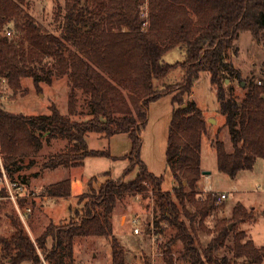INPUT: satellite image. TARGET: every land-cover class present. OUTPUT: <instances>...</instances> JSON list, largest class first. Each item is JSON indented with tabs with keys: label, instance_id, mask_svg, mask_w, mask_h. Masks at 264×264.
<instances>
[{
	"label": "trees",
	"instance_id": "1",
	"mask_svg": "<svg viewBox=\"0 0 264 264\" xmlns=\"http://www.w3.org/2000/svg\"><path fill=\"white\" fill-rule=\"evenodd\" d=\"M145 2L67 0L56 11V32H52L27 9V0H0V82H7L16 92L23 78H32L37 87L43 82L52 84L54 77L69 80L66 115L55 104L44 115L15 114L0 105V154L6 175L29 187L20 172L35 165L34 158L54 140L66 141V146L46 158L43 167L49 170L81 167L89 157H112L108 151L88 148L89 133L106 138L128 134L131 140L123 177L114 180L105 173L106 180L98 189L93 178L88 186L91 191L81 194L84 205L67 223H50L32 240L19 216L10 217L13 230L9 237L0 236V253L14 250L12 264H43L42 258L51 264H74L76 241L100 237L110 245L112 264H129L112 219L120 201L147 196V192L152 194L158 233L166 225L176 230L165 245L160 244L164 252L181 242L178 259L184 264L263 263L264 247L237 228L254 219L241 202L229 221L219 219L213 230L205 226L203 220L219 208V194L210 192L202 199V141L209 135V126L204 111L190 96L201 74L207 72L218 111L225 118L222 128L228 130L231 143L227 150L221 130L212 139L221 173L235 179L264 159V80H245L229 55L241 32H250L264 48V0ZM7 28L13 30L12 37L6 36ZM177 47L185 59L167 63L165 54ZM237 82H246L241 98ZM165 95H172L173 104L166 150L173 176L171 191L163 190L164 177L150 171L142 159V130L148 123L149 105ZM83 106L87 111H81ZM135 171L134 179H125ZM71 193L67 178L47 185L41 196L67 199ZM5 195L3 185L0 196ZM27 200L20 205L25 207ZM197 218L200 230L212 236L203 249L194 235ZM231 236L232 255L220 257L217 252Z\"/></svg>",
	"mask_w": 264,
	"mask_h": 264
},
{
	"label": "rangeland",
	"instance_id": "2",
	"mask_svg": "<svg viewBox=\"0 0 264 264\" xmlns=\"http://www.w3.org/2000/svg\"><path fill=\"white\" fill-rule=\"evenodd\" d=\"M86 0H82L85 3ZM147 3V0H145ZM28 10L36 17V20L42 26L52 32L55 30L54 18L59 7H65L67 0H27ZM146 7V6H145ZM147 11V8H146ZM145 11V12H146ZM230 60L242 72L245 80L260 81L264 80V48L262 43L256 41L250 32H241L235 41L234 48L230 51ZM185 59L184 51L177 47L167 52L164 60L167 63L182 62ZM244 80V81H245ZM246 82L239 85L236 83V93L241 98L246 93ZM80 104L84 105V96L80 94ZM69 99V80L67 77H54L52 84L40 83L37 87L32 78H23L21 87L14 92L7 82H0V105L11 113L25 115H44L50 113V106L55 104L59 111L68 114ZM199 107L204 111V117L209 126V135L202 141V169L203 172H210L208 176L213 179L215 193L227 192L228 197L224 202L218 204L219 208L204 221L205 226L214 229L219 219L229 221L233 217L234 207L238 202L244 204L253 212L254 219L248 223L237 226L238 229L245 230L248 236L255 241L259 247H264V159L259 158L252 170L242 172L236 179H232L218 170L217 153L212 145V139L218 130L220 139L224 141L227 150L231 149L228 130L222 128L225 123L224 116L218 111L216 91L210 83V76L207 72L201 74L196 82L193 92L190 96ZM87 111L85 106L81 111ZM173 114L172 95H165L160 99L153 101L149 105V118L146 127L142 130V159L149 170L156 175L164 177L162 188L164 191H171L173 188L172 172L167 166L166 150L168 145L169 127ZM83 117L76 118L77 120ZM85 116L83 119H88ZM210 121H215L211 123ZM221 128V129H220ZM87 145L90 150L108 151L113 157H89L84 161V165L76 170L75 174L83 180L96 178L98 184L105 182L104 173H109L110 178L118 180L123 177L125 169L129 165L126 156L131 151V140L128 134H117L110 138L103 137L97 133H89ZM66 141L54 140L45 144L43 150L34 161L36 164L32 167L24 168L19 175L26 180L31 181L28 187V195L35 196V200H27V205H33V212L27 217V225L24 226L26 232L32 240H36L50 223H67L71 217L75 216L85 202H82V195L76 196L74 201L63 199L60 206L54 211H50L48 201L40 199L44 189L50 183H55L67 179L69 172L65 168L49 170L43 167L46 158L53 153L63 150ZM73 174V172H72ZM136 171L128 174L126 180L134 178ZM207 175H204V178ZM71 179V178H70ZM237 181V182H236ZM3 187L0 182V188ZM98 185L95 189H98ZM203 192L202 199L209 193L205 191L203 181L200 185ZM76 192H79V186H75ZM86 188V193L90 192ZM33 193V194H32ZM30 197V196H29ZM47 197V196H46ZM49 198V197H48ZM151 192L147 196L138 195L136 197H126L120 201L115 209L119 217L126 214V223L122 224L118 219L113 218L114 233L119 237L126 249V259L129 264H184L179 261V251L182 249V243L178 242L171 248V252H164L159 246L165 245L175 233L171 226H162L159 234L157 230H152L149 223L153 221L152 209L154 203ZM0 201V236L9 237L13 228L10 217H18V214L11 203ZM44 202V203H43ZM72 205L71 212L69 206ZM193 212L194 209L190 208ZM136 215H141L139 224H133ZM114 217V216H113ZM18 220V219H17ZM200 218L196 219L194 232L198 245L201 249L207 247L211 240V235L200 230ZM139 227L140 234L134 233V228ZM248 230V231H247ZM251 235H250V234ZM153 234L155 241L153 242ZM253 236V237H252ZM233 246L232 236L226 243V246L217 252L220 257L231 256ZM15 254L0 253V264H12L10 258ZM74 264H112L110 245L105 238H79L76 241L73 251ZM172 258L173 261H169ZM21 264H28L23 262ZM264 264V261L263 263Z\"/></svg>",
	"mask_w": 264,
	"mask_h": 264
},
{
	"label": "built area",
	"instance_id": "3",
	"mask_svg": "<svg viewBox=\"0 0 264 264\" xmlns=\"http://www.w3.org/2000/svg\"><path fill=\"white\" fill-rule=\"evenodd\" d=\"M147 11L145 12V15H147V13H148ZM147 24H148V22L146 21L144 23V25L146 26ZM5 33H6L7 37H12L14 35V32L11 28H7ZM0 165H1V169H2V177L0 178V182H2V184L4 185V187L6 189V195L0 196V201L1 200L10 201L13 204L19 218L21 219V221L25 225H27L26 220H27L28 215H30L33 212V206L32 205H26L25 207H22L20 205V201L28 198V193H27L28 192V186H27V184H24L22 182L13 181L6 175L4 168H3V164H2L1 154H0ZM205 191H207L209 193L213 192L211 190V188L207 185L205 186ZM227 197H228V193H225V192L220 193L218 195V198H217V203L220 204V203L224 202V200L227 199ZM152 217H153V214H152ZM141 218H142L141 215H136L133 219V224H135V225L139 224L141 221ZM149 225L153 231L156 230V228L154 227L153 221L150 222ZM167 226L168 225H166V227ZM134 233L140 234L139 227L136 226L134 228ZM154 237L155 236L153 234V239H152L153 242L155 241ZM42 260H43V264H51L44 258H42Z\"/></svg>",
	"mask_w": 264,
	"mask_h": 264
},
{
	"label": "crops",
	"instance_id": "4",
	"mask_svg": "<svg viewBox=\"0 0 264 264\" xmlns=\"http://www.w3.org/2000/svg\"><path fill=\"white\" fill-rule=\"evenodd\" d=\"M217 153V152H216ZM202 156V155H201ZM113 157V156H112ZM123 158H125V156H123ZM85 161V160H84ZM84 165V164H83ZM82 165V166H83ZM81 166V167H82ZM81 167H74V168H71V169H67L66 171L67 172H69V176L67 177V178H71V191H72V193H71V196L69 197V198H67V199H69L70 201H74V199L76 198V196H78V195H80V194H82L83 192H85L86 191V188L88 187V186H90V181L93 179V178H95V177H93L90 181L88 180H83V178H79L76 174H75V172H76V170H79ZM201 168H202V160H201ZM203 170V169H202ZM72 172H73V174H72ZM244 172V171H243ZM207 174V176L205 177V178H203V186H204V188H205V186L207 185V186H209L210 188H211V190L212 191H214V187H213V179H212V177H210V176H208L209 174H210V172H206ZM105 174V173H104ZM240 174H242V172L241 173H239V175L235 178L236 180H239V179H237L239 176H240ZM136 175H137V172H136ZM136 175L134 176V178L136 177ZM134 178H131V179H134ZM130 179V180H131ZM237 182V181H236ZM56 183V182H55ZM50 184H52V183H50ZM28 185L30 186L31 185V181L30 180H28ZM79 186V192H76V190H75V186ZM99 186L100 184H98L97 182H96V185H94V187L95 186ZM221 193H224V192H221ZM225 193H227V192H225ZM33 194V193H32ZM229 194V193H228ZM30 196V197H29ZM39 198L40 199H43V200H47L48 201V205H49V210L51 211H54L56 208H58L59 206H60V203L62 202L61 200H62V198H48V197H46V196H39ZM27 199H29V200H35L36 199V197L33 195V196H31V195H28V198ZM44 203V202H43ZM32 205V204H31ZM33 206V205H32ZM71 208H73L72 207V205H70L69 206V210H70V212H71ZM114 217V220H115V218L116 219H118V221H120L122 224H125L126 223V214H124V215H122L121 216V218H120V220H119V217L117 216V214L114 212V215H113ZM113 220V219H112ZM113 227H114V224H113ZM248 231V230H247ZM250 234V233H249ZM251 235V234H250ZM253 237V236H252ZM119 238V237H118ZM122 243V242H121ZM125 246V245H124ZM126 249H127V247H125ZM128 262V261H127Z\"/></svg>",
	"mask_w": 264,
	"mask_h": 264
},
{
	"label": "water",
	"instance_id": "5",
	"mask_svg": "<svg viewBox=\"0 0 264 264\" xmlns=\"http://www.w3.org/2000/svg\"><path fill=\"white\" fill-rule=\"evenodd\" d=\"M227 83L229 84L230 83V81L229 80H227ZM243 84V83H242ZM211 123H215V121H210ZM207 173L206 172H203V175H206ZM232 227V224L230 225V228Z\"/></svg>",
	"mask_w": 264,
	"mask_h": 264
}]
</instances>
